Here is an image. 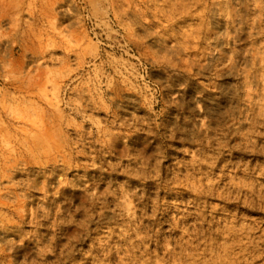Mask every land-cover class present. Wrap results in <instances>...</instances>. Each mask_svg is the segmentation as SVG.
Instances as JSON below:
<instances>
[{
	"label": "rangeland",
	"instance_id": "374dc122",
	"mask_svg": "<svg viewBox=\"0 0 264 264\" xmlns=\"http://www.w3.org/2000/svg\"><path fill=\"white\" fill-rule=\"evenodd\" d=\"M0 264H264V0H0Z\"/></svg>",
	"mask_w": 264,
	"mask_h": 264
}]
</instances>
